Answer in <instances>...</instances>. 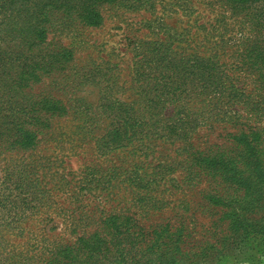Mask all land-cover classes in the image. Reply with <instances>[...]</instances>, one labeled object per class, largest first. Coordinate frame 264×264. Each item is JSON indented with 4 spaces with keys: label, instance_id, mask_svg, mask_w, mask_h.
Segmentation results:
<instances>
[{
    "label": "rangeland",
    "instance_id": "1",
    "mask_svg": "<svg viewBox=\"0 0 264 264\" xmlns=\"http://www.w3.org/2000/svg\"><path fill=\"white\" fill-rule=\"evenodd\" d=\"M99 1L97 24L63 9L28 52L42 67L38 92L66 109L36 146L0 155V264L172 250L187 264H264V235L239 224L255 199L235 183L232 207L213 204L221 181L194 152H235L231 120L264 96L262 74L237 62L251 45L243 14L227 0ZM17 9L0 56L30 49L38 21ZM252 34L264 43V29ZM8 66L13 79L26 63ZM86 243L101 244L92 260ZM71 244L80 249L63 250Z\"/></svg>",
    "mask_w": 264,
    "mask_h": 264
},
{
    "label": "trees",
    "instance_id": "2",
    "mask_svg": "<svg viewBox=\"0 0 264 264\" xmlns=\"http://www.w3.org/2000/svg\"><path fill=\"white\" fill-rule=\"evenodd\" d=\"M227 1L229 8L232 6L230 12L233 16L243 14L237 23L242 31V38L247 37V43H251L244 53H240L242 57L239 56L237 62L246 66L250 64V68L262 74L263 80L264 43L255 44L252 33L264 29V0ZM99 2V0H0V33L3 26L10 25L7 21L11 18L8 9L13 7L18 8L13 10L17 14L24 12L27 17H31V20L35 18L38 21L37 24L30 25L33 29L29 32L34 33L33 38L29 39L30 49L18 51L14 55L0 56V155L6 150L28 149L36 146L40 140L39 134L43 132L44 127L49 126L50 119L52 120L55 115L63 113L66 109L65 106L60 107L50 93L38 92L43 74L42 67L39 66L40 63L38 64L36 53L31 51L28 55V52L48 43L46 38L50 31L49 26H52L54 21H58L57 14L63 9L72 13L78 6L79 11L86 14L84 22L97 24L101 18L97 11ZM248 20L250 23H246ZM14 62L18 65L20 62L26 63V67L23 73H19L20 77L11 79L12 67L8 65ZM10 80L13 81L12 85L9 84ZM262 97L253 103L248 102V114L241 113L231 120L235 131L229 132L228 136L237 147L235 152L224 150L221 153L209 155L199 147H196L194 152L199 164L208 170L207 174L221 181L214 187L218 192H211L208 195L211 202L222 209L232 207V204L228 202L229 199H226L224 195L234 188L235 183L238 184L236 192L245 191L246 195L255 199V204L243 210V215L240 214L243 217L239 224L243 227V231L251 225L257 229L256 234L264 235V96ZM248 210L255 213L256 217L247 215ZM223 213L228 214L227 210H223ZM77 246L76 244L67 245L63 250L73 253L72 249ZM100 246V243L95 246L86 243L85 248L91 252L89 259L92 260L93 254ZM78 249H80L79 246ZM172 251L158 254L154 251L150 252L156 256L140 252V255L132 253L124 257L122 253L123 258L115 260L114 264H187L172 254ZM54 255L56 257L52 258L48 264L56 263L55 260L59 254L57 252ZM70 258L75 264H96L97 262L91 263L78 256ZM72 261H64V264H72Z\"/></svg>",
    "mask_w": 264,
    "mask_h": 264
}]
</instances>
